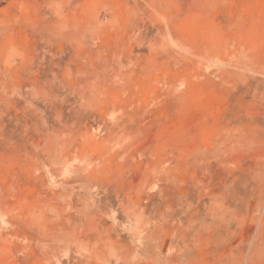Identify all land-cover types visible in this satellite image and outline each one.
Returning <instances> with one entry per match:
<instances>
[{
  "label": "rangeland",
  "instance_id": "374dc122",
  "mask_svg": "<svg viewBox=\"0 0 264 264\" xmlns=\"http://www.w3.org/2000/svg\"><path fill=\"white\" fill-rule=\"evenodd\" d=\"M0 264H264V0H0Z\"/></svg>",
  "mask_w": 264,
  "mask_h": 264
}]
</instances>
